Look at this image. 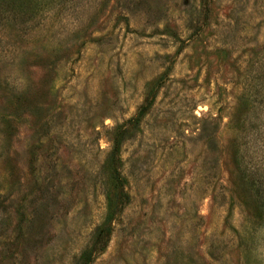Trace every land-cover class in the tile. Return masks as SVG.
<instances>
[{"label":"rangeland","instance_id":"1","mask_svg":"<svg viewBox=\"0 0 264 264\" xmlns=\"http://www.w3.org/2000/svg\"><path fill=\"white\" fill-rule=\"evenodd\" d=\"M148 85L93 264H264V0H0V264H76Z\"/></svg>","mask_w":264,"mask_h":264},{"label":"trees","instance_id":"2","mask_svg":"<svg viewBox=\"0 0 264 264\" xmlns=\"http://www.w3.org/2000/svg\"><path fill=\"white\" fill-rule=\"evenodd\" d=\"M147 87V96L137 115L121 127L113 140L109 158L103 165V171L108 173L104 183L106 215L103 223L94 231L92 241L78 257L76 264H93L107 249L111 241L113 227L129 205L130 195L127 193V182L122 174V150L131 137V131L139 130L140 124L155 104V94ZM149 90V91H148Z\"/></svg>","mask_w":264,"mask_h":264}]
</instances>
